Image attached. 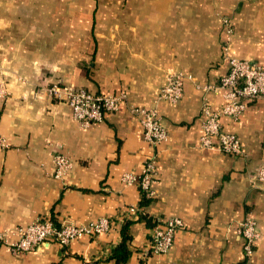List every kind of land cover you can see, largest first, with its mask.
<instances>
[{
	"label": "crops",
	"instance_id": "crops-1",
	"mask_svg": "<svg viewBox=\"0 0 264 264\" xmlns=\"http://www.w3.org/2000/svg\"><path fill=\"white\" fill-rule=\"evenodd\" d=\"M222 15L235 29L230 52L264 64V0H0V79L10 91L0 99V133L10 142L0 147V231L14 240L15 229L37 219H111L109 230L67 246L52 240L18 252L0 239V264H264V182L252 181L264 163V100L250 101L238 118L220 117L243 142L244 153L232 154L200 144L202 104L219 108L222 90L187 80L180 101L162 100L170 136L157 145L126 104L84 127L64 97L47 90L62 81L126 91L130 102L149 106L171 71L216 83L227 71ZM97 20L112 30L97 31ZM57 151L74 162L63 179L53 175ZM154 151L156 194L142 204L143 190L122 174L140 173ZM171 216L184 221L172 248L147 254L154 224ZM247 216L260 231L249 256L239 232ZM127 220L131 253L116 261Z\"/></svg>",
	"mask_w": 264,
	"mask_h": 264
},
{
	"label": "built area",
	"instance_id": "built-area-1",
	"mask_svg": "<svg viewBox=\"0 0 264 264\" xmlns=\"http://www.w3.org/2000/svg\"><path fill=\"white\" fill-rule=\"evenodd\" d=\"M223 23L225 31L223 58L227 64V71L216 83H197L195 76L190 73L171 71L149 106L130 102L126 91L96 92L84 86H75L62 81L53 83L47 90L51 95L64 97L71 108L73 118L84 127L103 121L107 113L117 111L123 104H126L129 111L138 116L144 139L157 145L167 141L170 136L160 112V102L162 100L173 103L180 101L185 94L186 81H195L197 87L204 88L206 91L222 90L225 98V102L219 108H213L207 100H204L201 109L200 144L204 147H218L226 153L243 154L244 147L241 137L234 131L224 130L220 117L229 115L238 118L250 101L264 100V64L232 54L230 43L235 29L230 17H223ZM9 93L8 81L4 78L0 79V99L6 98ZM9 145L8 138L0 133V147L8 148ZM53 163V175L61 179L74 164L72 157L63 151L54 153ZM157 165L158 152L154 151L146 158L140 173L125 171L122 174V180L127 184L138 183L146 196L152 198L156 194L153 183ZM252 181L264 182V163L255 171ZM131 210L137 211V207L132 206ZM183 225L184 221L179 216L158 220L153 227L152 243L147 254H167L173 246L176 230ZM110 227L111 219L107 216L82 224L37 219L26 226L15 229L13 232L18 235L17 239L10 240L6 231H0V239H3L11 250L24 252L45 243L49 244L52 240L67 246L77 237L97 235L109 230ZM239 232L244 237L245 254L249 256L253 253L254 244L260 236L257 220L253 216L245 217L241 222Z\"/></svg>",
	"mask_w": 264,
	"mask_h": 264
},
{
	"label": "trees",
	"instance_id": "trees-1",
	"mask_svg": "<svg viewBox=\"0 0 264 264\" xmlns=\"http://www.w3.org/2000/svg\"><path fill=\"white\" fill-rule=\"evenodd\" d=\"M143 193H144V199H143L142 204H146V202L149 200L150 197H147L144 191H143ZM142 216H144V214ZM133 222H134L133 220H127L122 227V240L114 248L113 253L111 255V257L115 258L116 261L126 260L131 253L130 247H129V240L132 237L129 233V231H130L129 228Z\"/></svg>",
	"mask_w": 264,
	"mask_h": 264
},
{
	"label": "rangeland",
	"instance_id": "rangeland-1",
	"mask_svg": "<svg viewBox=\"0 0 264 264\" xmlns=\"http://www.w3.org/2000/svg\"><path fill=\"white\" fill-rule=\"evenodd\" d=\"M228 16V15H222V21H223V17ZM111 21H107V20H97V31H109L111 29ZM112 30V29H111ZM242 236V235H241ZM243 239V243H244V237L242 236ZM244 249V247H243ZM245 252V249H244Z\"/></svg>",
	"mask_w": 264,
	"mask_h": 264
}]
</instances>
